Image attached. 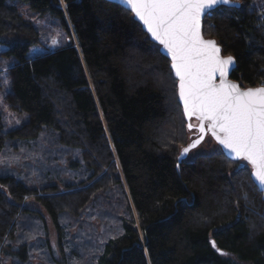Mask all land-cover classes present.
Returning <instances> with one entry per match:
<instances>
[{"label":"trees","instance_id":"1","mask_svg":"<svg viewBox=\"0 0 264 264\" xmlns=\"http://www.w3.org/2000/svg\"><path fill=\"white\" fill-rule=\"evenodd\" d=\"M6 1L0 43L16 61L4 101L26 121L4 131L0 116V154L33 147L41 162L29 173H41L31 187L0 173V264H27L37 245L50 260L46 218L65 264H264V193L220 150L176 165L195 130L169 61L131 13L105 0H18L58 17L66 36L30 57L38 32ZM238 2L207 14L202 34L234 57L230 79L264 86V18ZM90 203L106 229L79 245L66 223Z\"/></svg>","mask_w":264,"mask_h":264},{"label":"snow or ice","instance_id":"2","mask_svg":"<svg viewBox=\"0 0 264 264\" xmlns=\"http://www.w3.org/2000/svg\"><path fill=\"white\" fill-rule=\"evenodd\" d=\"M121 3L130 7L147 33L167 50L171 68L179 79L184 115L195 116L199 121L200 137L183 148L181 155L196 148L204 133L210 132L229 155L251 164L250 176L258 183V190L264 191V87L241 90L238 84L229 82L234 57H222L216 42L204 39L201 34L204 15L217 6L238 0H121ZM257 7L264 8V2ZM56 43L53 39V44ZM212 246L216 248L214 241Z\"/></svg>","mask_w":264,"mask_h":264},{"label":"rangeland","instance_id":"3","mask_svg":"<svg viewBox=\"0 0 264 264\" xmlns=\"http://www.w3.org/2000/svg\"><path fill=\"white\" fill-rule=\"evenodd\" d=\"M241 3L244 1L239 0ZM254 4L256 10L262 13L261 18H264V8L257 7V5L264 2V0H251ZM7 4L15 7L20 15L35 27L38 32V44L33 46L28 51V56L32 57L36 54H40L45 50L53 51L58 47H61L66 44V36L64 30L60 25L59 18L52 15L49 12L39 13L31 10L27 3L18 1V0H7ZM63 5V4H62ZM64 7V5H63ZM70 27V26H69ZM71 28V27H70ZM53 39H56L57 43L53 44ZM7 47L0 43V116L4 125V131H9L20 127L25 121L26 116L13 112L9 109L7 104L4 101V96L10 92V79L8 76V69L16 61L13 57H4L2 52ZM6 73V75H5ZM5 80L8 83H5ZM196 124L195 121L191 122ZM12 146V145H11ZM10 147H6L3 152L0 154V173H5L7 175L13 176L16 180L25 182L28 186L31 187V183L28 184L27 177H38L39 170H35L33 173H29V167L39 168L36 161L41 162L38 158V155H33V147H24L22 150L19 148V151L14 150ZM20 147V146H18ZM45 149V148H44ZM220 148L212 140L210 136H207L196 148L191 150L186 157V160H194L199 155L211 154L218 151ZM43 161V159H41ZM62 164V162H61ZM66 164V163H65ZM28 165V167H27ZM41 170H45L44 167H41ZM28 205L41 209L33 203ZM102 205H94L93 209L91 203L80 212L79 221L74 219H68L69 223H66L69 227L71 226L70 234L79 235L78 244L84 243V240H89L90 238H97L101 231H105L104 226H101L98 217H96L95 210H100ZM86 217V218H83ZM65 222V221H64ZM43 239H46L49 242V258L50 260L55 261L57 264H65V258L69 257V253L66 256L61 255V250L59 248L58 238L56 236L55 229L49 219L46 218V230L42 234ZM41 245H37L34 249L35 252L28 253L27 264H51L49 259H44L47 252H43L40 249Z\"/></svg>","mask_w":264,"mask_h":264},{"label":"water","instance_id":"4","mask_svg":"<svg viewBox=\"0 0 264 264\" xmlns=\"http://www.w3.org/2000/svg\"><path fill=\"white\" fill-rule=\"evenodd\" d=\"M105 1H107V2H110V3H114V4H117V5H119V6H121V7H123L124 9H126L127 11H129L130 13H131V15H132V18H133V20L135 21V22H137L140 26H141V28H142V31L147 35V38L149 39V41L150 42H152L154 45H156V46H158L159 47V52L169 61V67H170V70H171V72H172V75H173V77H174V79L176 80V86H177V98H178V102H179V104L181 105V107H182V111H183V115H184V110H183V102L180 100V98H179V87H178V85H179V79L175 76V71L171 68V57L168 55V53H167V50L163 47V45H161L158 41H156V40H154L152 37H151V35L149 34V33H147V29H146V27L143 25V22L142 21H140L137 17H135V15L131 12V10H130V7L127 5V4H124V3H121V0H105ZM239 5H240V3L238 2V3H230V4H227V5H222V6H217V7H215L214 9H212V10H210V12H212V11H214V10H217V9H219L220 7H227V8H231V7H239ZM207 15V14H206ZM206 15H204L203 17H202V20H201V34H202V21H203V19L205 18V16ZM202 37L204 38V39H206V40H208V39H211V40H214L215 42H216V40L214 39V38H210V37H204L203 36V34H202ZM216 44H217V46L218 47H220V49H221V46L216 42ZM221 56L222 57H227V56H229V55H223L222 54V51H221ZM234 67H235V64H234ZM232 71V70H231ZM231 71H230V73H231ZM230 73H229V75H228V77H227V79H228V81L229 82H231V83H236V84H238V86L240 87V89L241 90H246V89H248V88H253V89H255V88H260V87H264V86H254V87H243V86H241L238 82H236V81H234V80H232V79H230ZM216 81H217V83H219V77H218V75H217V78H216ZM194 119V120H196L197 121V124H192L191 123V119ZM184 119H185V121H186V126H187V129L188 130H192V129H194V130H196V133H197V136H195L185 147H188L193 141H195V140H197L199 137H200V135H201V133H200V131H199V121L196 119V117L195 116H193V117H191V118H189V117H187V116H185L184 115ZM189 124H191V125H193V127L192 128H189ZM206 135H208V136H210L211 138H212V140L219 146V148H220V151L224 154V156L227 158V159H229V160H231V161H236V160H240V159H237V158H235L234 156H232V155H229V152H228V150L227 149H225L222 145H220L216 140H215V138L214 137H212V135H211V133L210 132H205L204 133V138H205V136ZM204 140V139H203ZM202 140V141H203ZM201 141V142H202ZM200 142V143H201ZM199 145V144H198ZM197 145V146H198ZM196 146V147H197ZM185 147H183V148H185ZM182 148V149H183ZM182 149L180 150V152H179V155L177 156V163H176V165H178L181 161H183L186 157H187V154L186 155H181V153H182ZM194 149V148H193ZM193 149H190V151L191 150H193ZM189 151V152H190ZM245 161V160H244ZM248 165H249V167H250V173L252 172V166H251V164L250 163H248L247 161H245ZM251 177V176H250ZM251 180L253 181V183L259 188V185H258V183L257 182H255V180H254V178H252L251 177ZM263 193H264V191H262Z\"/></svg>","mask_w":264,"mask_h":264}]
</instances>
